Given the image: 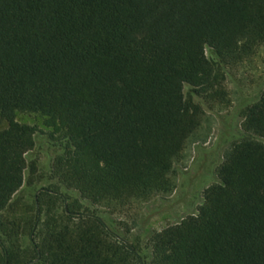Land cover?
<instances>
[{
	"label": "trees",
	"instance_id": "1",
	"mask_svg": "<svg viewBox=\"0 0 264 264\" xmlns=\"http://www.w3.org/2000/svg\"><path fill=\"white\" fill-rule=\"evenodd\" d=\"M262 47L264 0H0V264H264V90L219 181L149 234L148 260L97 212L173 192L206 109L230 103L226 69ZM18 113L52 129L55 186L33 193L37 129Z\"/></svg>",
	"mask_w": 264,
	"mask_h": 264
},
{
	"label": "rangeland",
	"instance_id": "2",
	"mask_svg": "<svg viewBox=\"0 0 264 264\" xmlns=\"http://www.w3.org/2000/svg\"><path fill=\"white\" fill-rule=\"evenodd\" d=\"M208 57H214L210 49L206 50ZM226 86L229 93V105H215L206 109L202 127L197 140L188 143L180 158L176 161L172 177L175 189L167 195H156L150 200L134 202L121 210L111 213L109 209L97 207L98 215L106 226L119 238L125 237L127 243L137 244L139 254L149 259L148 236L151 232L161 231L169 225L181 221L184 217L196 214L203 201V191L208 186L217 183V168L224 159L227 149L241 139V122L247 106L253 103L264 90V47L250 60L238 66L226 69ZM190 91L188 85L184 92ZM195 100L201 98L195 96ZM16 119L20 123L35 126V148L33 155L39 163L37 183L34 190L55 186L51 172L52 161L61 150L50 139L52 130L45 125L44 118L39 114L18 113ZM6 127V122L0 120V130ZM62 194L78 196L64 187H59ZM32 194V191H25ZM85 207L94 210L95 207L82 200ZM21 247L32 248V237L28 231L21 237ZM1 256V252H0ZM33 264H43L35 261Z\"/></svg>",
	"mask_w": 264,
	"mask_h": 264
}]
</instances>
